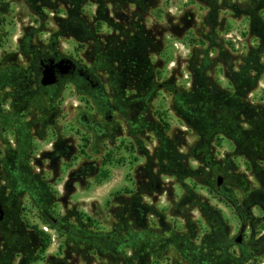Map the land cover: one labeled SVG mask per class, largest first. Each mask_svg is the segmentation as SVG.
Listing matches in <instances>:
<instances>
[{
	"label": "rangeland",
	"instance_id": "obj_1",
	"mask_svg": "<svg viewBox=\"0 0 264 264\" xmlns=\"http://www.w3.org/2000/svg\"><path fill=\"white\" fill-rule=\"evenodd\" d=\"M55 1L0 0V61L27 66L31 43L51 46L91 69L119 108L100 119L69 84L25 109L21 158L12 130L11 146L0 138V264H264L263 0L252 20L238 1L211 13L202 0H63L59 13ZM210 28L212 47L199 39ZM52 217L144 241L98 249Z\"/></svg>",
	"mask_w": 264,
	"mask_h": 264
},
{
	"label": "flooded vegetation",
	"instance_id": "obj_2",
	"mask_svg": "<svg viewBox=\"0 0 264 264\" xmlns=\"http://www.w3.org/2000/svg\"><path fill=\"white\" fill-rule=\"evenodd\" d=\"M33 37V34H30ZM31 60L27 66H23L15 58H11L10 63L6 59L0 61V138L3 143L11 146L12 139L9 140L7 132L12 130L14 132L15 152L21 158L22 154V136L27 127H30V119L26 116L24 110V98L28 95L39 93L46 96L51 92H59L66 85L72 84L79 92L89 95L90 99L98 107V118L109 119L112 121V110L118 109L117 103L109 100L102 89L101 82L95 76L91 69L84 68L81 63L75 59V67L72 72L61 73L57 71V84L42 85L41 77L44 68V63L57 62L60 58L65 57L51 46L41 49L32 43L30 44ZM23 72L27 74V82L23 83ZM28 75L30 77H28ZM30 105L27 104L26 108ZM131 108V107H130ZM23 114L25 117H23ZM79 120L88 126L91 131L98 135L107 136L108 128L102 127V122L98 118L88 117L85 113H80ZM106 121V120H105ZM104 121V122H105ZM106 123V122H105ZM64 143L68 150H73L75 147L71 145L69 138L64 139ZM52 150L48 152L49 155L54 154Z\"/></svg>",
	"mask_w": 264,
	"mask_h": 264
},
{
	"label": "trees",
	"instance_id": "obj_3",
	"mask_svg": "<svg viewBox=\"0 0 264 264\" xmlns=\"http://www.w3.org/2000/svg\"><path fill=\"white\" fill-rule=\"evenodd\" d=\"M194 1V0H193ZM205 5L208 7V13H211L213 11L212 9V4L214 3V1H219L220 4L222 5V8L226 9V10H229L231 12H234L233 8L234 6L236 5L235 2L238 1L240 2V5L242 6V9H241V12L240 14L241 15H245L247 16L250 20H252L256 13H257V10L259 8V5H260V0H244V1H241V0H202ZM263 5H264V0H263ZM42 4H38V5H33L31 3L28 4V7L29 9L31 10V12L35 13L36 15H41L43 12H42V8H41ZM64 6L67 7L66 3L59 0L58 1H55L54 2V6H52L54 8V12L55 13H59L60 10H63L62 8H64ZM69 6V4H68ZM81 6L79 5L77 2H76V5H75V9H78V7ZM219 10V8H218ZM217 10V11H218ZM0 12H2L0 10ZM207 19V16H205V20ZM63 20V19H61ZM76 22L79 23V20H77ZM59 30H58V33H61L62 30H64V28H66L67 26L62 24V23H59ZM57 33H55L56 35ZM206 39L208 41V46L209 47H212L213 46V39H212V28L209 29V31H207L206 33H204V35L199 39ZM204 39V40H205ZM98 50V49H97ZM205 51L207 52L208 51V48L205 49ZM206 57H207V54H206ZM205 57L204 59V63H203V66L207 65V58ZM247 63H246V70H248V72H251L253 71L255 68V66L258 65V58L257 57H251V55H248L247 59H246ZM27 74L25 75V73L23 72V83H24V86H25V83L27 82ZM28 77H30L28 75ZM42 97V95L39 93H36V94H33L32 96L31 95H28V98H24V110L25 111V108L27 106V104H29L31 101H34V100H40ZM23 117H25V115L23 114ZM215 175L218 174V170L215 169V171H213ZM219 175L216 176V179ZM222 176V175H221ZM223 177V183L225 181L224 179V176ZM216 189L218 192L221 191V187H217L216 185ZM222 192V191H221ZM225 194V193H223ZM136 209H139L138 211H143L142 210V207L139 205ZM141 214V213H139ZM141 216L139 217V220H141ZM48 224H50L51 226L53 227H56V228H60L62 230H64L65 232H67L72 238L76 239V240H82L85 242V244L87 245H92L93 247H98L100 246V244H104V243H113L115 245H125V244H132L133 241H140V242H143L144 241V236H143V233H139V232H134L132 234H130L129 236L128 235H124L125 237L122 238L120 233H121V230L120 229H117L115 232L113 233H94V232H91L89 231L88 227H79L77 226V228L75 226H73L72 228L71 227H67L65 224L63 225V223H61L58 219L52 217V222L48 221L47 222ZM61 226V227H60ZM121 228V226H120ZM233 241V239H232ZM234 242V241H233ZM228 243V242H227ZM230 243V241H229ZM99 249V247H98Z\"/></svg>",
	"mask_w": 264,
	"mask_h": 264
},
{
	"label": "water",
	"instance_id": "obj_4",
	"mask_svg": "<svg viewBox=\"0 0 264 264\" xmlns=\"http://www.w3.org/2000/svg\"><path fill=\"white\" fill-rule=\"evenodd\" d=\"M75 67V62L70 57H62L57 62H51L44 63V68L42 72L41 77V84L42 85H51V84H57L58 77H57V71H60L61 73H69L72 72V68ZM223 183V177L219 175L216 179V185L217 187H221ZM2 209L0 207V218L2 217ZM244 236V226L240 228L239 233L233 238V241L238 244L242 245L244 243L243 241Z\"/></svg>",
	"mask_w": 264,
	"mask_h": 264
}]
</instances>
